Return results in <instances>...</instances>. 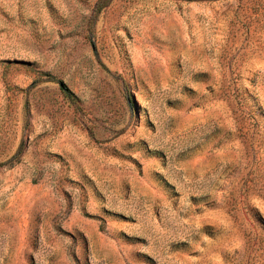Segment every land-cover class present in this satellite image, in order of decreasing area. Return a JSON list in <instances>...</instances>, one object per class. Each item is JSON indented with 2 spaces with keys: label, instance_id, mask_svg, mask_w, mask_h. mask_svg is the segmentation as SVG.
Wrapping results in <instances>:
<instances>
[{
  "label": "rangeland",
  "instance_id": "rangeland-1",
  "mask_svg": "<svg viewBox=\"0 0 264 264\" xmlns=\"http://www.w3.org/2000/svg\"><path fill=\"white\" fill-rule=\"evenodd\" d=\"M0 264H264V0H0Z\"/></svg>",
  "mask_w": 264,
  "mask_h": 264
},
{
  "label": "crops",
  "instance_id": "crops-1",
  "mask_svg": "<svg viewBox=\"0 0 264 264\" xmlns=\"http://www.w3.org/2000/svg\"><path fill=\"white\" fill-rule=\"evenodd\" d=\"M16 173L13 172L12 177H14ZM12 179H19L17 178H12ZM5 193L6 190L2 189ZM9 198L7 199V201L5 202V206L9 207V206H14L15 208L20 207L21 205L23 206V213L26 212L25 210V205L29 203V195H26L24 188L22 187V184L18 185L14 190L13 193H10L9 195H7Z\"/></svg>",
  "mask_w": 264,
  "mask_h": 264
}]
</instances>
